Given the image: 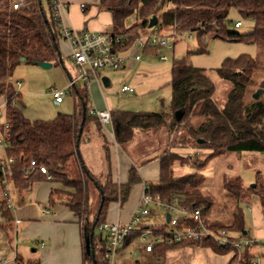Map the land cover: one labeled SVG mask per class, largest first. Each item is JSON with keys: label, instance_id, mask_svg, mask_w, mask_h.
I'll use <instances>...</instances> for the list:
<instances>
[{"label": "trees", "instance_id": "1", "mask_svg": "<svg viewBox=\"0 0 264 264\" xmlns=\"http://www.w3.org/2000/svg\"><path fill=\"white\" fill-rule=\"evenodd\" d=\"M99 6L111 13L114 32L127 36L128 45H132L140 34L157 28L171 35L176 32L177 37L182 34H196L199 44L197 53L200 54L206 53L207 43L216 39L256 45L260 48L256 58L249 54L227 58L216 69V74L221 79L232 83V89L222 109L213 100L215 83L205 69L189 63L190 54L195 53L189 51L188 57L174 59L172 65L170 112L111 111L115 140L122 148L134 138L138 130H159L166 127L169 134L185 130L187 133L180 136L184 141L182 143L188 146L193 144L196 149L195 156L190 155L187 158L178 152L166 151L160 157L158 181L149 184L152 192L159 194L161 200L169 205L178 202L191 214L201 209L203 220L213 234L199 241L156 243L152 255L163 257L171 248L200 245L211 247L222 254L235 249L236 254L229 264H255V257L250 253L251 244L245 246V251L241 254V249L234 247L236 242H240L238 238L232 237L226 244L216 239L222 231L242 237L248 235L244 211L240 206L245 192L242 180L226 179L223 182L224 191L237 204L232 221L228 224L218 220L210 223L206 219L214 202L212 197L201 192V186L205 180L202 171L215 157L228 153H264V103L256 101L248 105L246 102L247 89L253 77L258 72L264 73V0H101ZM233 11L243 20L253 23V30L244 33L238 31L241 27L235 28L234 21L230 19ZM132 15L137 16L138 22L125 29V20ZM153 17H157L158 24L150 29L149 23ZM60 41L58 24L52 19L51 12L50 16L47 15L43 4H32L29 8L13 11L10 0H0V98L7 99L6 121L9 124L7 131L1 125L0 132L9 136L6 159L14 160L10 164L9 175L0 173V192L3 194L6 185L10 184L23 197L35 183L48 180L39 168L30 175L25 174L31 159L35 158L39 166L48 168L51 175L48 181L63 185V189L51 190L49 204L53 206L62 201L81 225L83 232L87 229L84 240L87 234L89 253L84 255V264H109L107 257L111 250L108 240H100L96 232L101 225L109 223L112 204L126 203L134 186L142 182L137 168H130L125 184L119 186L115 183L110 170L111 156L106 141L109 172L104 183L99 182L84 165L81 157L79 158V144L86 126L94 122L101 133V122L90 113L87 86L81 83L74 85L72 114L59 113L50 120H32L25 116L18 104L15 105L21 93L9 81L22 64L38 66L39 63H62ZM179 110L184 111L181 122L175 118ZM200 140L203 142L200 143ZM203 151L207 152L205 157L201 156ZM74 158L78 159L82 169V177L79 179H70L66 173L68 163ZM188 164L193 165L195 171L178 175L176 165L182 168L189 166ZM91 183L96 184L99 190L93 209V220L87 217ZM257 188L258 186L254 189L246 188V192L257 193L264 208V189L258 192ZM1 199L0 218L3 220V228L12 231V211L3 195ZM184 223L188 226L194 224L190 217L182 220L180 226L183 227ZM167 227L157 228L143 224L141 230L128 236L122 250L142 232L153 230L154 237L159 238ZM15 264L40 263H26L17 258Z\"/></svg>", "mask_w": 264, "mask_h": 264}, {"label": "rangeland", "instance_id": "2", "mask_svg": "<svg viewBox=\"0 0 264 264\" xmlns=\"http://www.w3.org/2000/svg\"><path fill=\"white\" fill-rule=\"evenodd\" d=\"M43 5L50 16V10L43 0ZM100 7V6H99ZM100 9H102L100 7ZM95 12L94 21L101 24L103 27H108L105 30L97 31L98 33L111 34L115 30L112 25H108L110 15L104 9L99 10L96 5L91 6L90 13ZM230 19L234 22L242 21V27L238 29L240 32H249L253 30V23L245 21L241 16L233 11ZM138 22L137 16L132 15L125 20V29L132 27ZM233 27V25H232ZM116 34V33H115ZM169 40L175 42V52H169L164 49L141 50L137 49L136 54H139L142 61L138 66L135 65L134 59H128L124 69L119 71L106 70L101 72L103 78L109 80L108 86H103L104 97L110 102L113 111L125 110L132 112H170L172 102V82L171 69L175 60H180L188 57L189 51L195 53L190 54L189 63L198 68L206 70L207 75L216 85V90L213 95V100L219 109H222L226 103L227 96L232 89V83L221 79L216 74V69L219 68L223 61L227 58H237L242 54H249L252 57H258L260 48L256 45L243 43H229L222 40H210L207 43L208 51L206 53H197L199 44L197 35L193 34L190 38L189 34H182L177 38L172 37L171 33L162 32ZM60 52L62 63L54 64L51 68H42L40 66L20 65L14 72V85H16L21 96L16 100L18 106L22 109L25 116L29 119L50 120L56 117L59 113L72 114L74 111L73 95H68L65 102L60 105L54 103V99L50 92L53 89L64 90L68 87L69 77L75 78L77 71L74 63L69 58L68 48L60 43ZM164 55L171 56L169 61H161L160 57ZM17 82L22 83L18 85ZM124 85L134 89V93L124 94L121 89ZM261 92V93H260ZM260 95L259 98L255 96ZM92 98L102 102L101 95H95ZM91 101V98H89ZM256 101L264 103V73L258 72L252 79L251 84L247 89L246 102L248 105L254 104ZM90 105V104H89ZM6 121V106L0 109V122L3 124ZM107 128H110L108 126ZM98 132L97 137L96 131ZM180 135H179V134ZM169 134L166 127L159 130H138L134 138L123 147V153L128 160H131L135 165L141 167L146 165L148 161L155 157L163 155L166 151L178 152L184 158L195 156L196 149L191 144L184 145L181 135L187 132L183 129L179 132ZM86 137L91 139L89 146H82V152L86 164L91 168L98 177H103L101 167V144L105 142V135L99 133L96 125L87 126ZM189 137V136H187ZM101 138V139H100ZM188 140V138H186ZM194 143V141H193ZM184 146H183V145ZM182 145V146H181ZM198 151V150H197ZM200 152V151H199ZM207 152H201V156L205 157ZM189 165V164H188ZM193 165L184 166L176 165L178 175L185 173H193L195 168ZM66 173L70 179H79L81 177L77 158L72 159L66 168ZM101 173V174H100ZM204 175V183L201 186V192L205 196L213 198V208L208 213L207 220H218L223 223H230L236 210V201L230 197L223 189L224 180H234L240 178L245 187L243 198L240 206L244 211L246 231L248 235L245 237L231 233L228 238L217 236V241L226 244L230 238H238L242 244L249 243L250 253L255 257L254 261L257 264H264V208L261 204L260 197L257 193L246 192V188L258 186V192L264 189V153H228L217 156L202 171ZM101 175V176H100ZM99 178V179H100ZM92 185V184H91ZM91 192V191H90ZM93 194V195H92ZM12 199L17 203V196L12 192ZM95 194H90V204L95 207ZM88 207L89 213L87 217L93 220V207ZM93 208V209H92ZM151 215L144 217L143 222L147 225L157 228L168 226L167 216L169 215L162 207L153 204L151 207ZM126 211V206L122 209ZM91 213V214H90ZM180 219L181 214H170ZM84 233L87 229H84ZM101 240L102 231L98 228L96 232ZM135 253H139L138 257L131 254L129 250L124 252V255L119 253L117 258L119 264H229L235 256L236 251L232 249L228 253H217L211 247L200 245H188L168 249L163 257L152 255L146 257L140 247L137 245L134 249ZM244 247L240 253H244ZM19 258L23 261L30 262L36 260L37 255L31 251L23 253L19 250ZM154 256V257H153ZM239 259L241 255H239Z\"/></svg>", "mask_w": 264, "mask_h": 264}, {"label": "crops", "instance_id": "3", "mask_svg": "<svg viewBox=\"0 0 264 264\" xmlns=\"http://www.w3.org/2000/svg\"><path fill=\"white\" fill-rule=\"evenodd\" d=\"M100 1L101 0H67V2L69 3V13L65 20L66 23L80 31L97 32L107 29V26L103 27L101 26V24L96 22V20H93L96 17L95 12L90 13L92 5H96L99 10H102L99 7ZM82 6H84V9H82ZM108 14L110 15V19H108V25H112L113 27L112 15L110 12H108ZM111 34H115V32ZM60 43L63 42L60 41ZM63 45L68 48V46L64 43ZM127 52L129 51L126 50V53ZM141 61L142 58L139 62L135 61V65L138 66ZM100 77L101 83L94 82L89 86H87L82 81H79L77 83H81L87 86L89 90V96L91 98V101L89 103L90 109L93 108L96 110H109L111 112L113 110L111 109L110 102H108L106 97H104L103 93V86H108L109 80L107 78H103L101 76V72ZM70 79L71 77H69V80ZM9 81L15 84L13 76L9 78ZM17 83L18 85L22 84L20 82ZM14 86L16 87V85ZM97 94L102 96L101 103L97 101V99L92 98ZM6 103V97L0 98V108L2 106H6ZM17 104V101H15V105ZM93 123L94 122L88 124L91 125V129ZM87 126L84 130L82 140L79 144L78 156L79 158L81 157L84 165L97 178V180L101 183H104L109 172V167L106 161L105 142L104 144L103 142L101 144L102 154L100 159L102 161L101 167L104 177L102 179L98 177L99 174H95L86 164L82 152V146H89L91 142V139L85 138ZM108 126H110V128H107ZM97 133L98 132L96 131V135L93 137L98 138ZM101 133L105 135L104 139L109 146L111 156L110 170L113 181L119 186L125 184L128 180L129 171L132 166H135L137 168L142 179V182L140 184L134 186L126 203H124L123 205L120 202L114 203L110 208L108 217L109 223H120L125 225L130 223L134 214L139 211V204L142 198L144 184L156 183L158 181L161 156L155 157L154 159L148 161L146 165L144 164L143 166L139 167L135 165L131 160H128L126 158L125 153H123V148L117 144L112 124L104 126L101 123ZM0 136H3V133L0 132ZM5 152L6 149L0 147L1 160L6 159ZM78 166L80 175L82 177V169L80 167L79 161ZM8 185L11 190V195L13 192L17 196V203L15 204V201L13 200V204L11 205L12 208L10 207L14 218L12 231H8L3 228V220L0 218V264H15L16 259L20 256L19 250L26 254L30 248L31 251L35 253V255H37L35 261H32L29 258L30 262L32 263L39 262L40 264H84V255L85 253H88V250L86 241L84 240V232L81 225L76 221L72 212L66 205L62 203V201H59L53 206L49 204V196L51 190L54 188L63 189V185L58 182L43 180L41 182L35 183L29 191L24 193L23 197H20L16 190L13 189L10 184ZM89 189L95 194V204L99 195L97 185L92 184ZM1 195H3V197L5 198L4 191L3 194L0 192V203L2 200ZM90 205L92 206V204H90L89 195V207ZM125 206L126 211L123 212L122 209ZM92 207L94 208V206ZM143 224L147 225L144 222ZM137 245L140 247L142 253L146 257H149L148 259L152 261L153 258H150L152 254L145 251L144 245L139 240V237L134 239L129 246L121 251L122 255H124L125 251L129 250L131 254H135V257H138L139 253H135L134 251Z\"/></svg>", "mask_w": 264, "mask_h": 264}, {"label": "built area", "instance_id": "4", "mask_svg": "<svg viewBox=\"0 0 264 264\" xmlns=\"http://www.w3.org/2000/svg\"><path fill=\"white\" fill-rule=\"evenodd\" d=\"M46 3L51 12L52 19L58 24L61 41L69 48V58L74 63L77 71L76 77L70 79L66 89L51 90L50 94L56 105L62 104L67 96L72 94L73 87L77 82L82 81L87 86L94 82L101 83L100 72L106 70L119 71L126 67L128 59L133 58L134 61L139 62L141 56L136 54L137 49L151 50L160 48L172 53L174 52L175 42H171L167 36L163 35L155 27L153 31L140 34L132 45H128L129 39L125 35L80 31L68 25L65 21L69 13V3L67 0H46ZM32 4L41 5L43 4V0H10V6L13 11L29 8ZM82 9H84V6H82ZM234 27L237 29L242 27V21L234 22ZM176 37V32H173L170 38L175 39ZM191 37L192 35H190ZM205 40L207 41L208 39L205 38ZM126 50L129 52L126 53ZM170 58L171 56L164 55L160 57V60L169 61ZM121 92L131 94L134 93V89L124 86ZM90 113L96 116L102 125L107 126L112 124L111 112L109 110L91 108ZM1 125L4 126L6 131L9 128L7 121L4 124L0 122ZM8 140V134L3 133V136H0V147L6 149ZM13 161V159L1 160L0 173L4 176L9 175L10 164ZM38 168L42 174L46 175L48 180L51 179L48 168L39 166L35 158L31 159L30 166L26 169L25 174L30 175ZM4 196L8 201L9 207L12 208L13 199L9 185H6ZM153 204L162 207L169 214L170 220L166 231L159 238L154 237L153 230H146L139 236V240L143 243L147 253L152 254L156 243L199 241L213 234L203 220L201 209L191 214L187 208L180 206L178 202H175L174 205H169L161 200L159 194H154L151 185L146 183L143 187L139 211L134 214L130 223L125 225L108 223L99 227L102 231V236L105 233V237L103 238L108 240L110 246L111 251L107 257L109 264H119L117 258L126 239L132 232L141 230L143 218L151 215L150 207ZM174 213L181 214L182 217L178 219L170 215ZM189 217L193 219L194 224L188 226L184 223L183 227H181V221ZM220 236L228 238L229 234L226 231H222ZM248 245L249 243L242 244V242H236L234 247L240 250L242 247ZM255 264L257 263L255 262Z\"/></svg>", "mask_w": 264, "mask_h": 264}, {"label": "water", "instance_id": "5", "mask_svg": "<svg viewBox=\"0 0 264 264\" xmlns=\"http://www.w3.org/2000/svg\"><path fill=\"white\" fill-rule=\"evenodd\" d=\"M157 24H158V19H157V17H153V18L150 20L149 28H150V29H151V28H154V27L157 26ZM38 66H40V67H42V68H46V69H48V68H51V67L53 66V64H52V63H39ZM104 82H105V81H104ZM260 93H261V92H260ZM259 96H260V95H257V96H255V97H256V98H259ZM183 116H184V111H183V110H179V111H177L176 114H175V118H176V120H177L178 122H181V121H182ZM199 142L201 143V142H203V140H200ZM252 188L254 189V188H256V186H252ZM169 220H170V216L168 215V216H167V221L169 222ZM85 241H86V246H87V250H88V253H89V238H88L87 234H86V239H85Z\"/></svg>", "mask_w": 264, "mask_h": 264}]
</instances>
